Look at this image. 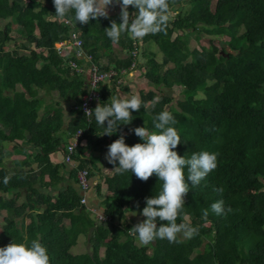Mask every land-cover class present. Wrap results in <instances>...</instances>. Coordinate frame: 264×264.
<instances>
[{
    "label": "trees",
    "instance_id": "obj_1",
    "mask_svg": "<svg viewBox=\"0 0 264 264\" xmlns=\"http://www.w3.org/2000/svg\"><path fill=\"white\" fill-rule=\"evenodd\" d=\"M170 5L175 14L166 33L141 40L122 34L114 44L104 29L113 20L121 22L119 6L107 18L82 25L75 22L74 13L56 18L53 0H0V247L12 241L30 245L38 239L51 264H264V0H170ZM134 11L129 6V12ZM220 28L235 37L236 45L227 41L234 45L231 50L219 47L216 38L208 45H192L201 29ZM72 29L91 56L86 62L100 71H116L100 83V103L116 89L128 88L122 78L131 70L136 47L141 49L136 68L145 69L144 77L155 86L141 91L140 98L148 106L159 100L149 110L142 106L133 111L132 123L120 125L112 136H98L103 129L94 115L88 121L81 99L87 78L57 52L56 42L68 39ZM10 41L19 42L9 50ZM69 59L80 61L75 55ZM48 101L55 106L48 108ZM163 110L177 120L178 155L219 153L217 168L200 185L190 186L185 197L187 222L199 228L198 235L180 244L157 239L141 247L128 234L136 223L126 218V211L143 210L145 197L160 190L155 175L144 182L130 172H114L94 183L90 174L93 199L104 194L97 208L82 204L79 188L69 182L56 194L44 192L43 187L64 182L67 163L54 164L50 156L77 130L84 133L72 155L76 167L70 175L78 182L79 170L91 173L93 168L86 148L99 150L121 134L129 146L142 143L131 129L159 131L153 118ZM24 140L40 148L33 157L38 168L25 169L27 157L17 160L10 174L2 143L21 145ZM5 176L11 177L7 184ZM220 188L222 193L216 191ZM219 200L232 211L223 216L212 213L210 205ZM94 207L110 220L100 221L97 215L93 219ZM205 209L208 223L202 219ZM160 223L157 218V226ZM84 237L90 247L74 253L72 248Z\"/></svg>",
    "mask_w": 264,
    "mask_h": 264
},
{
    "label": "clouds",
    "instance_id": "obj_2",
    "mask_svg": "<svg viewBox=\"0 0 264 264\" xmlns=\"http://www.w3.org/2000/svg\"><path fill=\"white\" fill-rule=\"evenodd\" d=\"M55 17L63 20L74 13L75 22L82 25L100 17L107 18L109 6L120 7V23L111 21L110 27L104 31L112 43L119 42L122 34H130L134 40H141L146 35L166 33L168 24L174 16L170 0H53ZM129 6L136 11L130 13ZM131 19V23H130ZM84 48V47H83ZM157 97L151 103L154 105ZM147 108L139 94L117 96L112 94L106 103L97 102L94 109H85V116L103 129L98 135L112 136L120 125H130L132 112L141 107ZM157 132H149L143 127L131 129L142 143L129 146L125 136L107 146L105 159L113 165L112 171L117 174L130 172L141 181H148L155 175L161 182L158 192L152 197H145L146 206L140 213L145 219L128 230V234L141 246H148L157 239L169 243L180 244L199 234V228L187 222L184 213L185 197L191 188L200 185L201 181L218 166L217 152L202 150L194 152L190 157L180 156L174 150L181 144V137L174 125L177 120L168 110H163L153 118ZM118 162V166H116ZM187 169V173H185ZM11 179L5 176L4 183ZM223 192V188L216 189ZM139 207V204H137ZM211 212L217 216L231 212L225 210L224 201L219 200L210 205ZM209 210L202 211V219L208 223ZM183 217L184 222L177 223ZM157 218L161 222L157 226ZM0 264H51L45 246L38 239L27 243L12 241L0 247Z\"/></svg>",
    "mask_w": 264,
    "mask_h": 264
},
{
    "label": "crops",
    "instance_id": "obj_3",
    "mask_svg": "<svg viewBox=\"0 0 264 264\" xmlns=\"http://www.w3.org/2000/svg\"><path fill=\"white\" fill-rule=\"evenodd\" d=\"M87 55H89V54H87ZM78 59H80L79 63L81 62V65L84 68V72H82V74L84 76H86V78H87V90H88L89 86H90L89 82H90V78H91V75L89 73L91 63H89L87 61L88 62V64H87L85 58H78ZM144 73H145V69H139V68H134V69H131L129 72H125L122 80L126 82L128 88L126 90H122L120 88L116 89L112 94L117 95V96H121V97L131 96V95H135V94H139V96H140L141 91L147 92L151 89H155V86L152 82L150 84V81L149 82L145 81ZM18 90H20V86H18ZM53 106H55L54 102L48 101L47 107L50 108ZM69 111H70V106L68 104H66L65 105V114H66L65 117H66L67 123H69V121L71 120V117H72L69 114ZM42 112H43V110H42ZM0 127H2V126L0 125ZM63 136H64V138H66V135H63ZM70 138L71 137L68 138V141L70 140ZM108 145L109 144H107V143L103 144V146H101V148L99 150H95L92 147L88 148V149L86 148V150H85V156L88 159V166L93 167L90 174L93 175L92 178L94 180V183L97 179L104 177L107 174L114 173V171H112L114 166L109 164L107 162V160L105 159V155L108 151V148H107ZM2 146H3L4 151H5L4 166L7 168V170L9 171L10 174L14 173L15 162L17 160H23L27 157H28L29 163L25 166V169H29V168L37 169L38 168V163L33 160V157H34V155L37 154V152L40 150V148L33 146L31 143H27L26 140H24V142H22L21 145L15 143V142L5 141L2 143ZM21 147H23V148H21ZM65 148H66L65 146L61 147L59 150H57L56 152L51 154L50 158L54 164L65 163L64 162ZM116 166H118V162H117ZM75 167H76V163L75 164H68L67 163L65 170H64V174H65L64 182L59 183V185L53 186V187H48V188L43 187L44 192L48 191L52 194H56L60 190H63L69 182V183H72L73 185H75L77 188H79L80 194L83 195V192L80 189L78 182L70 175L71 170ZM76 179H77V177H76ZM44 181H48V177H46L44 179ZM95 193L96 192L93 190L90 194H88L89 204H91L95 207H99L100 201L104 198V194H102L98 200H94V199H92V197L95 196ZM127 213H128V215H126V218H128V220L130 221L131 220V218L129 217L130 215L132 217H134V215L139 214L140 212H139V210L137 211L135 209L133 211L132 210L127 211L126 214ZM0 219H1V216H0ZM84 243H85V237L81 241H79L78 246L81 245L80 248H83L85 246ZM75 248L76 247H73L72 249L74 250ZM74 253H77V252H74Z\"/></svg>",
    "mask_w": 264,
    "mask_h": 264
},
{
    "label": "built area",
    "instance_id": "obj_4",
    "mask_svg": "<svg viewBox=\"0 0 264 264\" xmlns=\"http://www.w3.org/2000/svg\"><path fill=\"white\" fill-rule=\"evenodd\" d=\"M68 23L70 21H67ZM56 47L58 53L63 56L65 59H67L68 64L75 69L78 72H84V68L82 65L78 63V61L69 59L71 55H75L78 58H85L88 61H91V56L87 55L83 48V42L79 35L77 34V31L75 29H72L70 37L66 40H61L56 42ZM140 48L136 47L132 51V55L134 57V60L131 65V69H134L137 67L138 59L140 58ZM90 70L89 73L91 75L90 82H89V89L82 95V110L85 113V109H94L97 105V102H100L102 100V91L100 90V83L108 82L111 77L116 73L114 70L110 71H100L96 64L93 62H90ZM87 117V116H86ZM88 121L89 118L87 117ZM84 133L83 129L77 130L76 133H74L64 151V162L68 164H75L73 161V154L76 150V147L78 146L80 139L82 138ZM77 180L80 189L83 192V195L81 197V203L84 205L89 204L88 194H90L94 189V183H92L90 178V171L89 169H82L79 170L77 173ZM92 209V208H91ZM98 209L94 208V212ZM97 217L100 221H106L110 220V217L105 215L103 212H98Z\"/></svg>",
    "mask_w": 264,
    "mask_h": 264
},
{
    "label": "rangeland",
    "instance_id": "obj_5",
    "mask_svg": "<svg viewBox=\"0 0 264 264\" xmlns=\"http://www.w3.org/2000/svg\"><path fill=\"white\" fill-rule=\"evenodd\" d=\"M118 6V5H117ZM214 7V6H213ZM116 11V9H115V7H113V6H109L108 7V12L109 13H113V12H115ZM175 14V13H174ZM201 32H200V34H199V38H198V36L197 37H193V39H191V43H192V45H196V44H203V45H208L209 43H210V39H212V38H216L217 40L215 41L216 43H218V45H219V47H222V48H225V49H227V50H231L233 47H234V45H236L237 44V42H236V40H235V37L232 35V34H230L229 32H228V30L226 29V28H220V29H213V30H208V29H201L200 30ZM13 34L16 36V38H17V32H13ZM221 35H224L223 37H221ZM219 39H222V41H220ZM227 41H230V42H232L234 45H229L228 43H227ZM19 41H10L8 44H7V49H9V50H11V49H14L16 46H17V43H18ZM116 47V46H115ZM23 52H26L25 50H23ZM122 54V53H121ZM110 56L113 58L115 55L114 54H110ZM146 59V58H145ZM145 63H147V59L145 60ZM144 79H145V81L147 82H149V80L147 79V78H145L144 77ZM150 84H151V81H150ZM180 87L179 86H176V88H175V91L176 92H179L180 91ZM170 94H171V92H169ZM152 105L153 104H151L150 106H148L147 107V109L149 110L150 109V107H152ZM69 142V141H68ZM68 144V143H67ZM67 146V145H66ZM65 146V147H66ZM92 199H93V197H92ZM88 205H90V204H88ZM91 208H92V206H91ZM95 208V207H94ZM97 208V207H96ZM128 211V210H127ZM126 211V212H127ZM98 212H101V211H98ZM98 212H93L92 214H91V217L93 218V219H96V215H97V213ZM139 212L140 213H142V210H139ZM129 213V212H128ZM128 213L126 214V215H128ZM136 214V215H134V217H132L131 215L129 216L130 218H131V221H133L134 223H138V222H141L142 220H144L145 218L141 215V214ZM2 217V216H1ZM1 222H3V221H1ZM0 222V231H1V225H2V223ZM84 245L85 246H87V247H90V244L88 243V242H86V243H84ZM81 246V245H80ZM80 246H78V247H76L73 251L74 252H78V251H80Z\"/></svg>",
    "mask_w": 264,
    "mask_h": 264
},
{
    "label": "water",
    "instance_id": "obj_6",
    "mask_svg": "<svg viewBox=\"0 0 264 264\" xmlns=\"http://www.w3.org/2000/svg\"><path fill=\"white\" fill-rule=\"evenodd\" d=\"M84 51H85L86 54H88V51H87V49L85 47H84Z\"/></svg>",
    "mask_w": 264,
    "mask_h": 264
}]
</instances>
